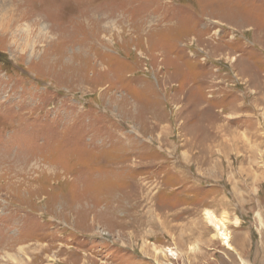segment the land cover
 I'll return each mask as SVG.
<instances>
[{"label": "rangeland", "instance_id": "1", "mask_svg": "<svg viewBox=\"0 0 264 264\" xmlns=\"http://www.w3.org/2000/svg\"><path fill=\"white\" fill-rule=\"evenodd\" d=\"M0 264H264V0H0Z\"/></svg>", "mask_w": 264, "mask_h": 264}, {"label": "bare ground", "instance_id": "2", "mask_svg": "<svg viewBox=\"0 0 264 264\" xmlns=\"http://www.w3.org/2000/svg\"><path fill=\"white\" fill-rule=\"evenodd\" d=\"M205 219L211 223L216 229V235L222 240V243L229 249H231L230 244V235L226 231V226L224 219H220L216 217L213 212L206 210L205 211ZM170 255H174V253L168 249Z\"/></svg>", "mask_w": 264, "mask_h": 264}, {"label": "crops", "instance_id": "3", "mask_svg": "<svg viewBox=\"0 0 264 264\" xmlns=\"http://www.w3.org/2000/svg\"><path fill=\"white\" fill-rule=\"evenodd\" d=\"M213 57H216V56H213ZM199 60H200V62H199V65L201 64V65H204L203 63L205 62L204 60H202L201 59V57L199 58ZM194 63H195V65H196V61L194 60H190L189 58L188 59H186V72L187 71H189V70H193L192 69V67H193V65H194ZM181 66L180 65H178V64H175V69H177V68H180ZM178 70H180V69H178ZM198 87H200L201 88V86H196L195 88H198ZM191 89H193L194 90V88H192V87H190ZM192 90V91H193ZM202 90V89H201ZM189 93H190V95L192 94V92L191 91H189ZM200 94V93H199ZM190 98L192 99V97L190 96ZM199 100H202V101H208L209 99H208V97L206 96V98L205 97H202L201 96V98L199 99ZM204 102H202V103H204ZM210 102H213L214 103V105L215 104H219L220 103V100L219 99H214V101H210Z\"/></svg>", "mask_w": 264, "mask_h": 264}, {"label": "built area", "instance_id": "4", "mask_svg": "<svg viewBox=\"0 0 264 264\" xmlns=\"http://www.w3.org/2000/svg\"><path fill=\"white\" fill-rule=\"evenodd\" d=\"M200 50V49H199Z\"/></svg>", "mask_w": 264, "mask_h": 264}]
</instances>
